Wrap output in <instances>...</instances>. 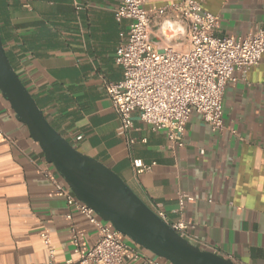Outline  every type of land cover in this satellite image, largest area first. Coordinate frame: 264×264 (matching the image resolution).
Here are the masks:
<instances>
[{"label": "crops", "instance_id": "1", "mask_svg": "<svg viewBox=\"0 0 264 264\" xmlns=\"http://www.w3.org/2000/svg\"><path fill=\"white\" fill-rule=\"evenodd\" d=\"M193 1L218 18L217 38L244 39L264 26V0ZM177 2L146 0L143 8L153 12ZM120 3L0 0V39L13 70L63 139L119 176L166 224L183 222L187 242L233 264H264V54L257 66L235 72L226 87L222 133H212L192 113L184 146L170 149L165 131H152L133 113L129 146L117 135L118 116L103 85L123 78L114 61L128 28V21L113 17ZM176 36L153 29L157 48ZM0 129V264L47 263L43 231L55 264L76 262L71 229L82 235L83 252L98 229L56 195L53 181L65 183L1 94ZM134 160L153 164L151 171L136 175ZM144 255L146 263L128 254L121 264H164Z\"/></svg>", "mask_w": 264, "mask_h": 264}, {"label": "built area", "instance_id": "2", "mask_svg": "<svg viewBox=\"0 0 264 264\" xmlns=\"http://www.w3.org/2000/svg\"><path fill=\"white\" fill-rule=\"evenodd\" d=\"M145 1L121 0L113 10L115 21H128L114 59L122 70V81L115 84L103 80L105 92L118 116L117 135L125 138L129 146L133 145L130 137L134 128L133 113H137L140 122L152 131H165L170 149L184 146L185 129L192 113L200 115L212 133H222L225 130L221 112L224 91L233 82L235 72L243 74L259 64L264 54V26L244 39L217 38L214 34L218 18L203 12L198 2L178 0L174 5L148 12L143 8ZM75 7L77 9V5ZM155 28L176 31L175 41L157 48L153 40ZM152 166L139 160L132 162L136 175L150 172ZM53 185L56 195L99 232L93 246L83 252L82 235L72 228L73 254L78 259L65 264H121L128 254L133 261L147 262L144 250L77 201L66 184L61 186L53 181ZM183 203L184 198L180 196V208ZM155 214L164 221L162 213ZM170 227L185 239L183 222ZM40 238L49 259L43 264H55V251L49 245L48 232L43 231Z\"/></svg>", "mask_w": 264, "mask_h": 264}, {"label": "water", "instance_id": "3", "mask_svg": "<svg viewBox=\"0 0 264 264\" xmlns=\"http://www.w3.org/2000/svg\"><path fill=\"white\" fill-rule=\"evenodd\" d=\"M0 94L77 201L145 252L171 264H233L180 237L119 176L75 150L46 121L13 70L0 39Z\"/></svg>", "mask_w": 264, "mask_h": 264}]
</instances>
